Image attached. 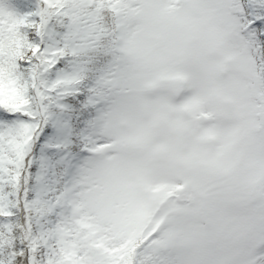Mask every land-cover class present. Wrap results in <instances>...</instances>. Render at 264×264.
Listing matches in <instances>:
<instances>
[{
	"label": "snow or ice",
	"instance_id": "snow-or-ice-1",
	"mask_svg": "<svg viewBox=\"0 0 264 264\" xmlns=\"http://www.w3.org/2000/svg\"><path fill=\"white\" fill-rule=\"evenodd\" d=\"M0 264H264V0H0Z\"/></svg>",
	"mask_w": 264,
	"mask_h": 264
}]
</instances>
